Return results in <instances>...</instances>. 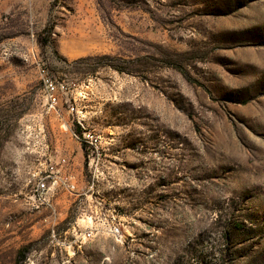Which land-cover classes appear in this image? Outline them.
<instances>
[{"label": "rangeland", "instance_id": "rangeland-1", "mask_svg": "<svg viewBox=\"0 0 264 264\" xmlns=\"http://www.w3.org/2000/svg\"><path fill=\"white\" fill-rule=\"evenodd\" d=\"M0 264H264V0H0Z\"/></svg>", "mask_w": 264, "mask_h": 264}, {"label": "built area", "instance_id": "built-area-1", "mask_svg": "<svg viewBox=\"0 0 264 264\" xmlns=\"http://www.w3.org/2000/svg\"><path fill=\"white\" fill-rule=\"evenodd\" d=\"M44 81H45V88H46L48 102L50 106L54 108L58 103V97L56 95V86L54 82L46 76L44 77ZM72 109H75V107H73ZM74 135L77 139L86 143L87 147L92 150L95 158L101 155V136L88 130H84V131L81 130L80 132L75 133ZM60 184L66 185V183L62 181L60 177L53 176L51 174L39 176L38 179L36 180L33 194L31 196L34 205L36 207H40L42 205H46L50 207L51 203L49 199V193L53 190V188L56 185H60ZM116 218L117 217H113V219ZM110 232L114 236H117L120 234L121 229L119 225L113 224L110 227Z\"/></svg>", "mask_w": 264, "mask_h": 264}]
</instances>
